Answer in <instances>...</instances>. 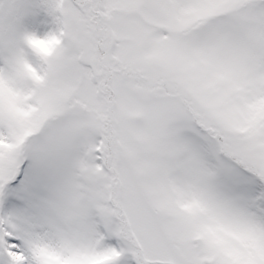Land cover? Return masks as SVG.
<instances>
[{
    "label": "snow or ice",
    "instance_id": "snow-or-ice-1",
    "mask_svg": "<svg viewBox=\"0 0 264 264\" xmlns=\"http://www.w3.org/2000/svg\"><path fill=\"white\" fill-rule=\"evenodd\" d=\"M0 264H264V0H0Z\"/></svg>",
    "mask_w": 264,
    "mask_h": 264
}]
</instances>
